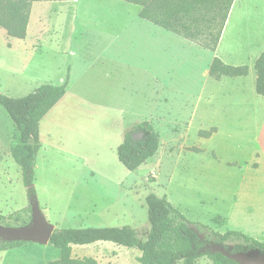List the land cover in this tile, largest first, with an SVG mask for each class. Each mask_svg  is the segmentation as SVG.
Here are the masks:
<instances>
[{"label": "rangeland", "instance_id": "374dc122", "mask_svg": "<svg viewBox=\"0 0 264 264\" xmlns=\"http://www.w3.org/2000/svg\"><path fill=\"white\" fill-rule=\"evenodd\" d=\"M134 8L120 0L39 1L31 16V30L35 17L45 25L37 46L22 48L13 41L9 48L10 37L0 33L3 94L25 96L41 84H60L68 75L65 95L39 125L33 187L40 211L47 223L62 229L88 227L91 217L83 214L93 210L107 225H128L144 237L150 226L145 196L154 193L165 196L190 222L223 233L226 227L212 222L220 209H227L219 205L218 183L204 184L202 176L188 174L189 163L202 156L181 151L205 142L207 137L199 136L198 130H208L213 118L204 113L202 96L211 91L217 96L230 85V77L216 81L208 74L212 54L202 41L153 27L147 29L149 36L135 31ZM80 34L91 45L72 54L70 48ZM234 40L228 33L223 47ZM197 93L201 99L193 114ZM212 102L211 115L218 107V100ZM145 120L158 133L160 146L156 156L130 171L118 160L117 147L127 130ZM12 132V121L0 106V137L6 142L0 149L2 226L31 220L27 186L8 153ZM157 158L164 159L157 164ZM106 177L122 181L121 186L108 183ZM16 214L19 221L11 218ZM49 246L46 255L53 257L58 250ZM74 248L97 257L99 264H140L135 258L138 249L109 241ZM19 250V260L27 261L30 251ZM196 264L212 261L202 256Z\"/></svg>", "mask_w": 264, "mask_h": 264}, {"label": "trees", "instance_id": "16d2710c", "mask_svg": "<svg viewBox=\"0 0 264 264\" xmlns=\"http://www.w3.org/2000/svg\"><path fill=\"white\" fill-rule=\"evenodd\" d=\"M34 1L67 0H0V27L10 37L24 39L31 4ZM140 6L138 16L183 38L202 41L204 48L213 52L233 0H124ZM256 72L255 91L264 98V50L254 62ZM246 64L231 65L214 56L208 66V74L220 76H245ZM68 75L60 84L44 83L21 97H11L0 91V106L10 117L13 132L9 155L20 167L22 179L27 186L29 200L35 198L33 167L40 147L39 123L46 113L64 96ZM216 127L199 130L198 135L209 137ZM160 146L158 133L149 121H142L124 133L117 147V158L128 170L137 169L154 156ZM149 229L144 237L128 225L120 227L54 228L48 243L60 250V257L48 264H99L92 257L76 258L71 245H84L97 241H109L117 245L136 248L140 264H196L198 258L208 257L212 264H240L214 250L251 252L264 256V242L240 231L223 233L190 222L165 196L149 193L145 196ZM31 213L30 202L26 208ZM19 221V215L11 216ZM0 219L3 216L0 215ZM30 220V218H29ZM28 221H21L19 226ZM213 221L217 223L218 217ZM26 242V240H2L0 250Z\"/></svg>", "mask_w": 264, "mask_h": 264}, {"label": "crops", "instance_id": "0c3cea01", "mask_svg": "<svg viewBox=\"0 0 264 264\" xmlns=\"http://www.w3.org/2000/svg\"><path fill=\"white\" fill-rule=\"evenodd\" d=\"M37 2L39 1H34L31 4L25 38L18 39L8 36L11 39L8 42L9 48H12L13 41L19 43L22 48L37 46L38 35L43 31V28L40 29V27L45 26L39 17H35L33 19L35 20V29L31 30L33 26L32 10ZM133 5H135L134 11L137 19L135 31L141 29L149 36L151 34L147 32L148 27L162 29L150 21L140 18L138 16L140 6ZM0 33L7 35L1 27ZM160 33L158 35L161 37ZM228 33L231 39H235L234 43L226 44L223 47V41ZM73 43L75 45L70 48L72 54H75L76 51L86 50L91 45V42L81 34ZM263 50L264 0H233L216 48L213 52L209 51L212 54L209 61L211 62L212 58L216 56L227 64H247L249 72L245 76H227L230 77V85L221 89L216 94L217 96L211 95L213 91L202 96V99L205 100L202 109L204 113L213 118L208 129L216 127V131L204 138L205 142L202 144L195 145L193 143L189 145V149L181 151L202 156V158L189 163L188 174L193 173L194 177L202 176L204 184L218 183L219 185V205L227 209H220V213L215 216L218 217L217 223L213 219L212 222L216 226L224 225L226 230L240 231L261 242H264V98L255 91L254 62ZM223 76H220L216 81H220ZM195 97L193 114L199 109L200 93H197ZM215 100H218V107L214 112L216 114L211 115L210 110L214 109L212 101ZM206 101H209L210 105H207ZM218 119H220L219 122L216 121ZM5 143V137L1 134V151L5 149ZM7 143L9 144V142ZM156 155L157 152L154 156ZM163 159L157 158L156 163L160 164ZM105 179L108 183L121 186L120 182L122 181L120 180L116 181L107 177ZM83 215L89 216L87 219L91 217L92 223H89L88 226H109L100 212L91 210ZM53 226L56 227V225ZM34 243L38 242L30 241L7 250H0V264H48L59 259L60 250L58 248H56L58 251L54 252V256L49 257L46 254L51 244L48 242L38 243L43 246H35ZM22 247L30 251L27 261L19 260L18 253ZM74 247H79V245H71L73 257H91L77 252L78 248L75 250ZM139 255H136L135 258ZM92 258L99 263L97 257ZM107 261L109 262V260Z\"/></svg>", "mask_w": 264, "mask_h": 264}, {"label": "water", "instance_id": "95a60500", "mask_svg": "<svg viewBox=\"0 0 264 264\" xmlns=\"http://www.w3.org/2000/svg\"><path fill=\"white\" fill-rule=\"evenodd\" d=\"M31 220L22 226H2L0 225V239L14 241L26 240L45 244L54 230L52 224L47 223L40 211L36 198L30 199ZM214 250L220 251L227 258L239 262L240 264H264V256L251 252L231 253L224 251L219 246H214Z\"/></svg>", "mask_w": 264, "mask_h": 264}]
</instances>
